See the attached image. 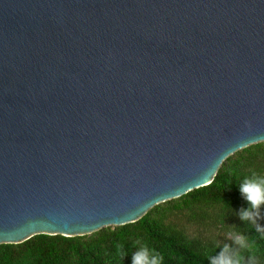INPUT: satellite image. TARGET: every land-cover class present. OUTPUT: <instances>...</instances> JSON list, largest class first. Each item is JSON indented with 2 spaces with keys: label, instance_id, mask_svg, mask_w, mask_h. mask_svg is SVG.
I'll return each instance as SVG.
<instances>
[{
  "label": "water",
  "instance_id": "1",
  "mask_svg": "<svg viewBox=\"0 0 264 264\" xmlns=\"http://www.w3.org/2000/svg\"><path fill=\"white\" fill-rule=\"evenodd\" d=\"M264 143V0H0V245L142 219Z\"/></svg>",
  "mask_w": 264,
  "mask_h": 264
},
{
  "label": "trees",
  "instance_id": "2",
  "mask_svg": "<svg viewBox=\"0 0 264 264\" xmlns=\"http://www.w3.org/2000/svg\"><path fill=\"white\" fill-rule=\"evenodd\" d=\"M253 174L264 176V143L228 157L210 185L155 206L135 223L85 236L40 234L2 244L0 264H132V253L145 244L162 257L161 264H211L208 257L225 246L239 252L245 264L253 255L264 264V205L253 211L255 223L241 219L251 205L239 186ZM230 234L242 235L247 248Z\"/></svg>",
  "mask_w": 264,
  "mask_h": 264
},
{
  "label": "clouds",
  "instance_id": "3",
  "mask_svg": "<svg viewBox=\"0 0 264 264\" xmlns=\"http://www.w3.org/2000/svg\"><path fill=\"white\" fill-rule=\"evenodd\" d=\"M239 187L240 192L251 205L250 210L241 213V219L251 220L255 223L253 211L258 210L264 205V176L253 174L251 178L246 177ZM230 236L241 249L247 248L246 239L242 235L230 234ZM131 256L132 264H161L162 260V257L157 255L146 244L140 246ZM208 260H210L211 264H245L244 258L239 252L231 251L227 246H225L218 256H209ZM247 264H259V261L257 257L253 255L249 257Z\"/></svg>",
  "mask_w": 264,
  "mask_h": 264
},
{
  "label": "rangeland",
  "instance_id": "4",
  "mask_svg": "<svg viewBox=\"0 0 264 264\" xmlns=\"http://www.w3.org/2000/svg\"><path fill=\"white\" fill-rule=\"evenodd\" d=\"M189 228H190V230L192 231V232H194V231H196V229H197V227L196 226H192V225H187ZM202 230V229H201Z\"/></svg>",
  "mask_w": 264,
  "mask_h": 264
}]
</instances>
